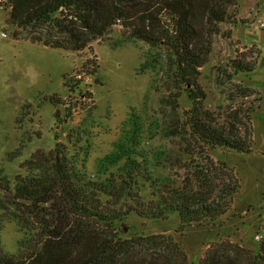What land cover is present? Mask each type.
<instances>
[{
  "label": "trees",
  "instance_id": "1",
  "mask_svg": "<svg viewBox=\"0 0 264 264\" xmlns=\"http://www.w3.org/2000/svg\"><path fill=\"white\" fill-rule=\"evenodd\" d=\"M236 2L4 0L1 8L8 12V25L24 31L26 40L51 49L82 52L107 40L118 24L123 35L112 43L114 48L134 41L162 48L164 55L159 58L152 50L146 53L138 72L152 70L165 88L167 84L169 90L188 93L193 103L189 136L211 149L246 153L247 135L243 138L232 122L221 124L203 111L196 91L213 37ZM235 65L239 72L255 69L240 62ZM45 103L58 106L62 100L40 97L37 108ZM163 103L166 106V100ZM31 108L33 104H25L20 113L27 117ZM123 125L121 137L98 160L94 175L85 164L89 154L85 147H81L84 156L80 159L78 152L71 154L58 144L49 154L37 152L27 160L29 174L17 177L13 185L7 176L2 177L0 188L15 208L10 219L26 236L14 254L0 240V264H196L188 263L177 244L160 236L124 238L119 225L132 214L149 220L177 214L182 228L214 224L229 211L239 182L231 175L218 176L213 161L190 179L172 180L157 171L169 157L166 151L150 153L143 146L148 135L156 137L161 125L137 114H131ZM80 128L70 131V144L81 145L86 139ZM23 150L22 145L11 157H20ZM3 223L0 217V232ZM199 264H264V237L255 255L239 247L219 246Z\"/></svg>",
  "mask_w": 264,
  "mask_h": 264
},
{
  "label": "rangeland",
  "instance_id": "2",
  "mask_svg": "<svg viewBox=\"0 0 264 264\" xmlns=\"http://www.w3.org/2000/svg\"><path fill=\"white\" fill-rule=\"evenodd\" d=\"M3 2L0 32L7 37L0 36V181L7 176L13 185L17 177L29 174L27 160L37 152L49 154L58 144L71 154L78 152L80 159L84 156L81 147H85L89 152L85 164L94 175L98 160L121 137L124 122L131 114L141 115L162 127L143 144L150 153L163 150L168 154L158 173L180 182L213 161L216 174L233 176L240 188L229 211L214 224L182 228L177 214L162 220L132 214L119 225L121 235L160 236L177 244L188 263H201L219 246L257 253L261 240L256 235L264 225V30L259 28L264 21V0H237L229 9L227 20L213 37L209 61L200 69L196 89L203 111L221 124L232 122L243 138L247 135L246 153L211 149L189 136L193 103L188 93L169 90L167 84L165 88L152 70L138 72L145 54L152 50L159 58L164 55L162 48L152 49L142 41L122 42L114 48L112 43L122 39L120 24L107 40L82 52L32 44L24 31L8 25ZM235 62L255 69L239 72ZM46 96L60 98L61 105L45 103L37 108L39 98ZM25 104L34 106L27 117L20 113ZM79 127L86 139L72 145L69 133ZM22 145L21 156L11 157ZM8 197L0 188V217L4 219L0 240L14 254L26 234L10 219L15 208Z\"/></svg>",
  "mask_w": 264,
  "mask_h": 264
},
{
  "label": "built area",
  "instance_id": "3",
  "mask_svg": "<svg viewBox=\"0 0 264 264\" xmlns=\"http://www.w3.org/2000/svg\"><path fill=\"white\" fill-rule=\"evenodd\" d=\"M259 28L264 30V21L260 23ZM0 36L3 38L7 37L5 32H0ZM263 235H264V225H263L262 231L256 235V239L259 241L262 240L264 237Z\"/></svg>",
  "mask_w": 264,
  "mask_h": 264
}]
</instances>
